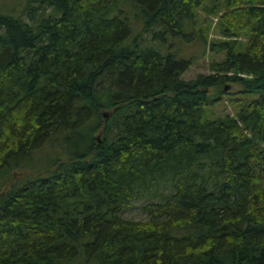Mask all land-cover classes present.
Wrapping results in <instances>:
<instances>
[{
    "label": "trees",
    "instance_id": "obj_1",
    "mask_svg": "<svg viewBox=\"0 0 264 264\" xmlns=\"http://www.w3.org/2000/svg\"><path fill=\"white\" fill-rule=\"evenodd\" d=\"M24 5L0 9V264H264V0ZM197 41L224 56L185 80Z\"/></svg>",
    "mask_w": 264,
    "mask_h": 264
},
{
    "label": "rangeland",
    "instance_id": "obj_2",
    "mask_svg": "<svg viewBox=\"0 0 264 264\" xmlns=\"http://www.w3.org/2000/svg\"><path fill=\"white\" fill-rule=\"evenodd\" d=\"M25 0H0V9L4 11H13V12H20L22 9L25 8ZM198 28L202 27L204 29L203 33L204 35L208 37V42H212L213 40L219 39L220 35L217 33V23L219 15H207L205 12L199 10L198 11ZM210 18V19H209ZM206 20V22H205ZM209 23H211L209 25ZM209 25V26H208ZM208 26V29H207ZM186 42L183 40L178 41H170V42ZM196 42V41H195ZM198 42V41H197ZM184 49H186L185 45L178 50V53L180 52L181 55L194 57L192 66L183 74V78L185 80H190L196 78L201 73H208L209 72V64L212 60H219L222 59L224 56V53H214L210 51L209 49L205 50L204 45L202 42H198L197 44H191L186 49V54L183 53ZM180 55V56H181ZM240 89V86L238 84H231L229 86L228 91L230 92H236ZM225 113H234L233 105L230 103L228 97L224 98V101L221 103H217L215 105H211L210 107H207L206 110V118H214L218 115H223ZM52 145V148H51ZM47 145L44 148L37 149L33 153L32 161H27V159L22 160L23 164H20L25 169H31L29 162L34 163V167L38 166H44L48 164L53 158L56 156H59V148H61L59 145H56L55 143ZM21 167H16L14 172H17ZM8 175V173H7ZM6 175V178H7ZM147 204L143 202H139L134 204V206L129 209L127 212H125V216L131 219L135 220H147L148 214L146 210L142 209V207Z\"/></svg>",
    "mask_w": 264,
    "mask_h": 264
}]
</instances>
